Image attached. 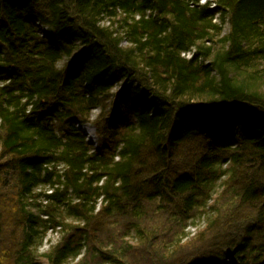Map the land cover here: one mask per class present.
<instances>
[{"label":"trees","instance_id":"1","mask_svg":"<svg viewBox=\"0 0 264 264\" xmlns=\"http://www.w3.org/2000/svg\"><path fill=\"white\" fill-rule=\"evenodd\" d=\"M44 261L264 264V0H0V264Z\"/></svg>","mask_w":264,"mask_h":264},{"label":"rangeland","instance_id":"2","mask_svg":"<svg viewBox=\"0 0 264 264\" xmlns=\"http://www.w3.org/2000/svg\"><path fill=\"white\" fill-rule=\"evenodd\" d=\"M225 29H226L225 32H227L229 30V25H227ZM44 31H45V29L41 28V32L44 33ZM94 114L97 115L98 114V110H95ZM80 128H81L82 131L85 132V134L87 136V139L94 143V139H95L94 135H95V133H94L93 127L91 125H89V124H83ZM205 226L206 225H205L204 221L200 220L199 223H198V226H192V228L189 227L187 229V231L189 232L188 233V238L189 237L192 238L198 232L204 230ZM51 234L52 233H50L47 236L46 240L43 242L44 244H43V246L40 249L42 252H44L46 249H48V247L51 244L50 242L54 243V241L56 239H58V235L57 234H55V233L52 234V235ZM42 264H46V261L42 262Z\"/></svg>","mask_w":264,"mask_h":264}]
</instances>
